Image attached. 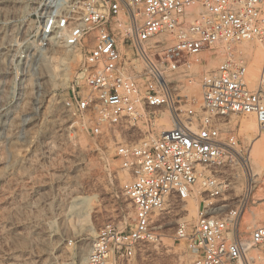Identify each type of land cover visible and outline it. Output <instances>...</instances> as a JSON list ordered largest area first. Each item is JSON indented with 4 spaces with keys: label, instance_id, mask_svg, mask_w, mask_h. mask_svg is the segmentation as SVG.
Returning a JSON list of instances; mask_svg holds the SVG:
<instances>
[{
    "label": "built area",
    "instance_id": "obj_1",
    "mask_svg": "<svg viewBox=\"0 0 264 264\" xmlns=\"http://www.w3.org/2000/svg\"><path fill=\"white\" fill-rule=\"evenodd\" d=\"M35 17L39 46L80 55L83 88L65 105L82 130L117 137L142 119L151 127L138 143L116 141L132 227L103 225L85 264L129 263L171 225L190 264H260L264 222L245 218L264 211V173L255 171L233 120L252 115L264 131V0H42ZM245 41L263 50L254 88L237 46ZM220 50L227 55L200 76L194 103L180 93L195 78L192 67ZM166 112L172 126L157 136ZM193 197L191 222L184 204Z\"/></svg>",
    "mask_w": 264,
    "mask_h": 264
},
{
    "label": "rangeland",
    "instance_id": "obj_2",
    "mask_svg": "<svg viewBox=\"0 0 264 264\" xmlns=\"http://www.w3.org/2000/svg\"><path fill=\"white\" fill-rule=\"evenodd\" d=\"M41 2L0 0V264H85L103 225L113 223L126 231L132 227L134 208L122 191L126 174L115 155L116 141L138 143L151 127L142 119L117 137H94L79 127L65 100L76 86L83 88L81 58L34 40ZM237 46L248 56L247 79L254 88L262 47L255 41ZM226 55L225 50L212 52L194 65L195 78L180 93L198 102L200 76ZM245 122L256 124L252 115L237 116L234 129L249 147L255 171L264 173V131L256 124V130L245 132ZM161 124L169 127L171 120ZM184 205L186 219L195 221L199 200L193 197ZM252 211L245 221L252 225L259 216L255 223H263L264 211ZM173 227H167L159 242L142 245L126 264H190L193 258L174 241Z\"/></svg>",
    "mask_w": 264,
    "mask_h": 264
},
{
    "label": "bare ground",
    "instance_id": "obj_3",
    "mask_svg": "<svg viewBox=\"0 0 264 264\" xmlns=\"http://www.w3.org/2000/svg\"><path fill=\"white\" fill-rule=\"evenodd\" d=\"M245 42H250V41H245ZM262 50V49H261ZM257 61L258 62H261V61H263V50H262V52H260V54H258L257 55ZM47 67L49 68V63L47 62ZM252 81V80H251ZM163 119H166V120H168V121H170L171 120V117H170V114L168 113V112H166V113H164V115L161 117V119H160V124H159V126L161 127V131L162 130H166V129H169V128H171V126H172V122H171V126H169V127H165L164 128V126L161 124L162 123V121H163ZM256 128V124L254 123V122H245V123H243L242 124V129L245 131V132H249V130H251V129H255ZM256 130V129H255ZM255 132V131H254ZM264 142V141H263ZM81 199V198H80ZM83 201V200H82ZM198 211V210H197ZM262 216V215H261ZM257 217H259V216H257ZM255 218V219H258V218ZM261 218V217H260ZM255 219H254V221L252 222V223H254V224H252V226H256V225H259V224H257L258 222H256L255 223ZM257 221V220H256ZM260 264H264V259L260 262Z\"/></svg>",
    "mask_w": 264,
    "mask_h": 264
}]
</instances>
